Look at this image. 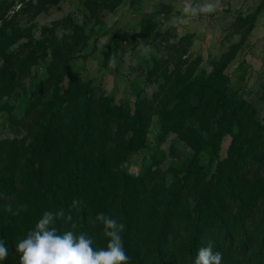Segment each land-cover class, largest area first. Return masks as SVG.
Masks as SVG:
<instances>
[{"label": "trees", "instance_id": "1", "mask_svg": "<svg viewBox=\"0 0 264 264\" xmlns=\"http://www.w3.org/2000/svg\"><path fill=\"white\" fill-rule=\"evenodd\" d=\"M60 1L31 0L6 19L13 1L0 0V132H12L0 137V239L9 251L0 264H19L15 242L45 209L68 212L74 199L83 203L70 210L73 221L56 227L63 231L74 223L93 247H105L103 225L91 220L111 216L125 225L130 264H194L209 241L222 252L221 264H264V112L260 118L248 100L251 91L237 88L227 74L260 8L237 18L233 32L241 33L240 42L211 61L209 72L200 68L202 56L192 54L193 35L160 29L172 6L162 4L160 21L142 19L135 41L152 46L157 56L132 107L73 66L91 39L87 25L106 34L105 13L125 0H84V23L68 15L36 37L35 20ZM129 1L135 9L143 2ZM123 38L119 32L106 63L130 43ZM150 84L156 87L151 96L145 91ZM257 93L264 101V84ZM154 118L156 148L140 172L131 173L124 164L149 151ZM172 134L190 154L176 144L164 148Z\"/></svg>", "mask_w": 264, "mask_h": 264}, {"label": "rangeland", "instance_id": "2", "mask_svg": "<svg viewBox=\"0 0 264 264\" xmlns=\"http://www.w3.org/2000/svg\"><path fill=\"white\" fill-rule=\"evenodd\" d=\"M83 2L84 0H61L59 4L41 14L35 20V23L38 24V29L35 31L36 37L40 36L42 27L51 26L54 21L62 20L68 15H72L77 23H84L87 12ZM186 2L201 4L211 2L216 5V9L210 14L184 17L182 23H173V18L179 14V9ZM164 3L172 6L173 13L167 21L161 23L160 29L165 31L175 28L178 37L187 34L193 35L192 54L202 56L203 62L200 68L207 72L212 70L211 61L218 59L232 45L240 42L241 33L233 32V24L237 18L246 17L260 8L254 29L243 44L237 59L228 68L227 74L231 75L232 82L237 88L251 91L248 100L255 103L260 118H262L264 101H257V90L264 84V0H143L136 9L130 6L129 0H125L115 12L105 13V26L101 30L107 32L106 34L100 36L94 34L92 31L93 22L87 25V31L92 32L91 39L82 56L74 61V68L81 72L84 80H92L95 85L101 86L108 95L114 96L117 102L126 99L133 107L140 86H144L142 75L152 66L153 59L157 56L152 46H148L150 51L142 55L138 51L139 46L135 39L141 36L142 19L162 20L159 9ZM27 24L26 21L22 22L23 26H27ZM119 32H123L124 42L130 43L126 45L125 50L119 53L115 64L110 66L112 59L106 63V54ZM40 75L44 76V71L41 70ZM241 75L245 78L240 82L238 77ZM154 90H156L154 84L146 86L145 89L150 96ZM4 120L5 118L2 117V122ZM154 120V125L149 131V151L134 155L124 164V168L131 173L138 174L144 157L156 148L158 125L155 124L157 118ZM0 137H12V132L3 127ZM229 142L230 138L227 137L223 144V154L226 153ZM173 144L190 154V150H185L184 144L178 142L176 136L172 134L164 148L168 149Z\"/></svg>", "mask_w": 264, "mask_h": 264}, {"label": "clouds", "instance_id": "3", "mask_svg": "<svg viewBox=\"0 0 264 264\" xmlns=\"http://www.w3.org/2000/svg\"><path fill=\"white\" fill-rule=\"evenodd\" d=\"M216 5L211 2L190 3L186 2L179 14L173 18V23H182L184 17L210 14ZM138 51L144 55L150 49L143 42L139 43ZM115 64V59L110 61V66ZM79 199L72 200L69 211L63 208L55 210L45 209L23 239L15 242V251L19 256V264H130V257L124 247L121 233L125 225L111 216L99 213L91 223L103 225L104 236L108 238L105 247H93L94 240L85 232L77 234L72 223L71 229L65 227L60 231L56 224L65 225L73 221L72 209L82 206ZM11 211V209H8ZM222 252L214 251L213 242L198 248L194 264H221ZM9 256L4 239H0V261H5Z\"/></svg>", "mask_w": 264, "mask_h": 264}, {"label": "built area", "instance_id": "4", "mask_svg": "<svg viewBox=\"0 0 264 264\" xmlns=\"http://www.w3.org/2000/svg\"><path fill=\"white\" fill-rule=\"evenodd\" d=\"M12 1H13V6L11 10L8 12V14L6 15V19H10L13 15L20 12L25 7V4L31 0H12Z\"/></svg>", "mask_w": 264, "mask_h": 264}]
</instances>
